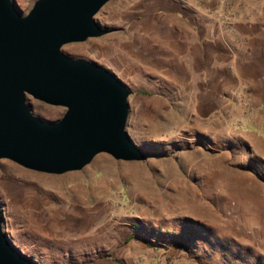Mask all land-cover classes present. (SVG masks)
Listing matches in <instances>:
<instances>
[{
  "label": "rangeland",
  "instance_id": "1",
  "mask_svg": "<svg viewBox=\"0 0 264 264\" xmlns=\"http://www.w3.org/2000/svg\"><path fill=\"white\" fill-rule=\"evenodd\" d=\"M15 2L25 14L35 0ZM94 18L109 31L61 49L128 87L126 130L148 157L101 152L60 174L1 158L3 231L39 264H264V51L251 75L204 76L198 43L264 30V0H108ZM27 101L47 121L66 110Z\"/></svg>",
  "mask_w": 264,
  "mask_h": 264
},
{
  "label": "water",
  "instance_id": "2",
  "mask_svg": "<svg viewBox=\"0 0 264 264\" xmlns=\"http://www.w3.org/2000/svg\"><path fill=\"white\" fill-rule=\"evenodd\" d=\"M107 1L35 0L23 14L15 0H0V159L60 174L101 152L126 161L148 157L126 130L128 87L61 49L109 31L94 18ZM29 97L66 110L44 120L32 113ZM0 264H39L13 245L1 214Z\"/></svg>",
  "mask_w": 264,
  "mask_h": 264
},
{
  "label": "crops",
  "instance_id": "3",
  "mask_svg": "<svg viewBox=\"0 0 264 264\" xmlns=\"http://www.w3.org/2000/svg\"><path fill=\"white\" fill-rule=\"evenodd\" d=\"M239 25L236 32L233 31H220L209 30V34H203L198 38V43L202 47L203 62L205 67L203 68L204 76L207 74L210 76L213 72L210 69L217 68H231L234 76L241 77L242 75L250 72L247 71V66L244 65L245 61H252V54L254 50L262 48L264 51V30H260L257 27L252 28ZM214 50L213 56L209 63H206L205 57L209 51ZM246 52V57L243 53ZM227 54V57L224 54ZM258 98V97H257Z\"/></svg>",
  "mask_w": 264,
  "mask_h": 264
},
{
  "label": "bare ground",
  "instance_id": "4",
  "mask_svg": "<svg viewBox=\"0 0 264 264\" xmlns=\"http://www.w3.org/2000/svg\"><path fill=\"white\" fill-rule=\"evenodd\" d=\"M173 168H174V167L171 166V169H172V170H173ZM133 171H134V173H135V172H137V171H139V170H136V169H135V170H133ZM138 173H139V172H137V174H138ZM138 176H139V174H138ZM43 179H44L45 181L51 182L52 184H55V186L58 187L59 189H60L61 187H63V188L65 187V186H64V182L61 181V178H59V177L46 176V177H44ZM139 182H140V184H142V185H143V184H146L145 181H143V179H139ZM58 188H57V189H58ZM66 189H68V191L66 192V193H68V192L72 189V187H67ZM65 191H66V190H65ZM63 192H64V191H63ZM63 192H62V193H63ZM72 192H73V191H72ZM72 192H71V193H72Z\"/></svg>",
  "mask_w": 264,
  "mask_h": 264
}]
</instances>
